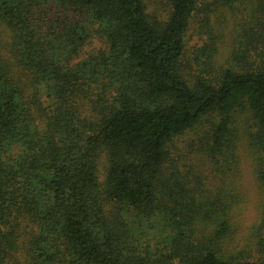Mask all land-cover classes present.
I'll return each instance as SVG.
<instances>
[{"label":"trees","instance_id":"16d2710c","mask_svg":"<svg viewBox=\"0 0 264 264\" xmlns=\"http://www.w3.org/2000/svg\"><path fill=\"white\" fill-rule=\"evenodd\" d=\"M160 4L0 0V264H264V0Z\"/></svg>","mask_w":264,"mask_h":264},{"label":"rangeland","instance_id":"374dc122","mask_svg":"<svg viewBox=\"0 0 264 264\" xmlns=\"http://www.w3.org/2000/svg\"><path fill=\"white\" fill-rule=\"evenodd\" d=\"M156 2V5H158V9H162V6L160 4L161 0H153ZM157 7V6H155ZM194 28H191L189 34L192 36L194 34ZM227 32L229 28L225 29ZM224 32V31H222ZM196 39L192 37V43L191 45L195 44ZM227 43V41H225ZM91 48L87 49L89 52ZM226 55V49L223 48L220 53V60H223ZM241 188L245 196V203H244V209L241 216H237L236 218V224L238 226V231L240 234H244L249 227H251L253 224H255L259 217V207H260V200H261V194L258 190V187L255 183L254 176L252 174L251 166L249 163L248 158L243 156L242 161V178H241Z\"/></svg>","mask_w":264,"mask_h":264}]
</instances>
